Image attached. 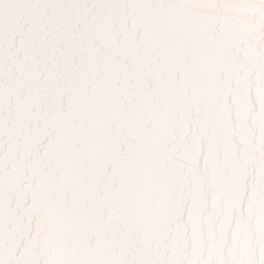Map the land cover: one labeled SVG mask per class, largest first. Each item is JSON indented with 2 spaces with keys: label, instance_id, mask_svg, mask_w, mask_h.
Listing matches in <instances>:
<instances>
[{
  "label": "snow or ice",
  "instance_id": "snow-or-ice-1",
  "mask_svg": "<svg viewBox=\"0 0 264 264\" xmlns=\"http://www.w3.org/2000/svg\"><path fill=\"white\" fill-rule=\"evenodd\" d=\"M0 264H264V0H0Z\"/></svg>",
  "mask_w": 264,
  "mask_h": 264
}]
</instances>
